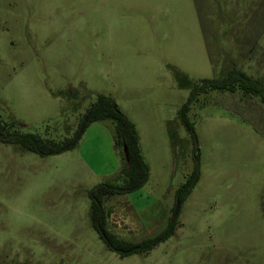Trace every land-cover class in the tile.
Masks as SVG:
<instances>
[{
  "label": "rangeland",
  "instance_id": "1",
  "mask_svg": "<svg viewBox=\"0 0 264 264\" xmlns=\"http://www.w3.org/2000/svg\"><path fill=\"white\" fill-rule=\"evenodd\" d=\"M233 69L264 82V0H0L4 119L65 139L104 93L136 124L150 177L106 201L121 239L169 227L195 164L179 110L193 85ZM189 116L200 180L174 234L127 256L93 226L89 196L123 166L115 120L93 122L56 155L0 141V264H264V105L211 89Z\"/></svg>",
  "mask_w": 264,
  "mask_h": 264
},
{
  "label": "trees",
  "instance_id": "2",
  "mask_svg": "<svg viewBox=\"0 0 264 264\" xmlns=\"http://www.w3.org/2000/svg\"><path fill=\"white\" fill-rule=\"evenodd\" d=\"M211 89L227 90L232 93L240 92L244 96L250 97L256 96L264 105L263 80L252 77L240 69L231 70L223 78L205 79L193 85L189 100L178 113L180 122L192 136L195 143V164L193 171L177 192L179 210L200 180V146L196 133V125L190 119L189 111L198 95ZM109 118L116 122L115 147L123 155V166L114 181L98 183L89 190L92 223L107 246L122 256L133 253H148L174 234L177 226L178 212L170 222L169 227L153 238L140 241L125 240L109 230L108 218L111 210L106 207V201L111 197L126 195L141 189L150 177V166L142 154L140 135L136 124L119 108L117 101L112 96L99 93L96 100L83 115L75 133L60 140L27 131L25 130V124L19 120L15 118L6 120L0 115V141L20 145L42 156L61 154L77 147L90 124ZM20 264L30 263L25 262Z\"/></svg>",
  "mask_w": 264,
  "mask_h": 264
},
{
  "label": "water",
  "instance_id": "3",
  "mask_svg": "<svg viewBox=\"0 0 264 264\" xmlns=\"http://www.w3.org/2000/svg\"><path fill=\"white\" fill-rule=\"evenodd\" d=\"M178 209H179V201H178V205H177L176 212H175L174 216H176V213L178 212Z\"/></svg>",
  "mask_w": 264,
  "mask_h": 264
}]
</instances>
